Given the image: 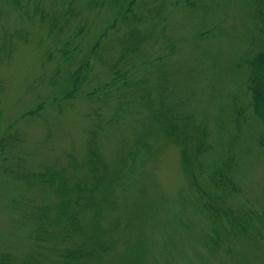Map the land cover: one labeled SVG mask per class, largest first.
I'll return each mask as SVG.
<instances>
[{
  "label": "trees",
  "instance_id": "16d2710c",
  "mask_svg": "<svg viewBox=\"0 0 264 264\" xmlns=\"http://www.w3.org/2000/svg\"><path fill=\"white\" fill-rule=\"evenodd\" d=\"M149 1L0 0V21L11 9L53 38L55 48L48 52L47 60L56 61L48 77L53 105L62 107L63 103L85 97L102 102L112 111L106 117L97 112L88 131L84 157L79 159L70 152L63 166L31 170L17 152L24 136L9 129L0 137V173L18 183L23 191L14 205L33 243V249L25 255L5 250L0 264H129V244L119 257H113L126 238L121 230L129 222L128 213L119 209L116 199L130 183L143 180V167L153 153L156 139H166L179 149L197 208L210 223L203 236L205 247L235 264L264 262V201L258 208L233 204L241 192L238 139H231L219 156L209 159L212 130L203 119L186 112L184 103L172 100L173 73L167 64L156 63L152 72L147 68L149 80L132 77L133 57L138 56L148 39L155 37L156 28L162 24L160 15L170 2ZM247 2L253 37L242 60L248 74L245 103L233 109V124L241 129L252 117L264 130V0ZM107 6L116 11L113 21L92 44H86L90 30L87 13ZM145 22L150 24L142 30ZM123 29L124 34L116 37ZM31 38L32 32L26 28L4 32L0 38V67L12 59L19 44L30 43ZM116 45L120 55L113 61L109 52ZM171 49L174 53L175 46L171 45ZM2 90L0 79V93ZM46 105L47 102L39 103L28 115L40 118ZM135 107L146 113L151 124L132 148L123 153L121 150L119 165L111 167L102 153V134L118 129ZM257 143L264 149V132ZM148 242L139 243L141 250L136 252V259L140 263L147 252L154 253L150 248L148 251Z\"/></svg>",
  "mask_w": 264,
  "mask_h": 264
},
{
  "label": "rangeland",
  "instance_id": "374dc122",
  "mask_svg": "<svg viewBox=\"0 0 264 264\" xmlns=\"http://www.w3.org/2000/svg\"><path fill=\"white\" fill-rule=\"evenodd\" d=\"M166 4L155 37L148 39L131 61L132 77L149 80L147 68L152 72L156 63L167 64L173 73L172 100L184 103L186 112L203 119L212 130L213 148L208 158L215 159L225 144L238 139L241 192L233 204L258 208L264 201V149L257 142L264 130L252 117L239 129L233 124L232 116L235 106L245 103L248 74L242 60L253 37L251 8L247 0H170ZM115 14L108 6L88 12L90 30L85 43L92 44ZM149 24H142V30ZM20 28L32 32V38L30 43L19 44L12 59L0 67L3 81L0 137L9 129L24 136L17 152L31 170H41L47 165L63 166L70 152L82 159L97 112L108 116L112 111L102 102L85 97L63 103L62 107L53 105L48 77L56 61L48 63L47 60L48 52L55 48L54 40L47 37L44 29L28 24L20 13L11 9L6 19L0 21V38L4 32ZM124 32V29L118 32L116 37ZM171 45L175 46L174 53ZM119 55L120 48L116 45L109 56L115 61ZM41 102H47L42 116L28 115ZM149 124L146 113L135 107L118 129L102 134V153L111 167L119 165L123 151L134 146ZM153 147L143 167V180L130 183L117 196L118 207L128 213L129 222L127 219L128 229L121 230L126 238L113 257H119L129 244V264H235L223 254L212 253L203 244L210 223L197 208L177 146L166 139H156ZM22 194L18 183L0 173V255L8 249L19 255L33 249L14 205ZM147 239L148 251L150 248L154 253L147 252L140 263L136 252L141 250L139 243Z\"/></svg>",
  "mask_w": 264,
  "mask_h": 264
}]
</instances>
